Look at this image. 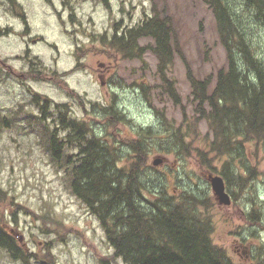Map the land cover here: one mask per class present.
<instances>
[{
  "label": "rangeland",
  "instance_id": "rangeland-1",
  "mask_svg": "<svg viewBox=\"0 0 264 264\" xmlns=\"http://www.w3.org/2000/svg\"><path fill=\"white\" fill-rule=\"evenodd\" d=\"M17 1L24 8L27 23L0 0V187L9 198L26 206L31 213L19 209L14 216L15 208L5 203L2 206L3 222L22 236L26 251L39 254L45 243L52 241V251L60 264H106L100 260L113 248L108 245L97 218L68 189L63 169L51 161L41 135L44 129L37 117L34 118L35 115L40 116V110L32 102L31 93L36 90L45 94L53 104L67 103L78 116H81V112L75 103V96L69 95L71 91L85 96L87 108L92 101L108 105L114 99L128 118L127 122L116 124L113 129L122 136L133 137L138 127L150 126L159 133L156 137L159 142L161 138H167L164 130L166 121L173 122L174 127L180 130L182 107H177L166 93V85L157 73L156 59L151 53L145 54L144 64L140 59H121L118 54L108 56L99 52L107 49L101 42V36H110L120 20V27L132 26L142 19L145 12L150 14L151 0H109L110 9L100 0H68L76 15L74 24L69 21L70 8L62 0ZM154 1L160 4L166 2L175 13L181 42L192 69L201 76L214 75L224 64L225 54L207 1ZM227 1L236 11V1ZM238 11L241 12V9ZM245 24L252 38L251 43L257 47L258 56L264 62V30L250 20ZM74 38L75 51L76 46L81 48V58L77 60L75 55V66L80 65L68 72L74 68ZM147 41L142 39L140 43ZM29 59L47 67L44 70L45 79L30 80L24 77L23 71L28 67ZM98 70H103L104 78L98 77ZM52 71L65 73L62 76L65 86L53 81ZM166 75L174 80L187 112L191 113L189 82L179 56H175ZM102 80L104 84L100 83ZM140 83H144L145 91L139 86ZM157 112H162L163 117ZM48 118L50 120L51 116ZM48 124L52 126L51 121ZM98 128L104 132L102 127ZM199 129L200 134L193 145L201 148V161L209 160L212 154H203L209 141L205 142L204 139L208 131L206 123L201 121ZM173 143L174 139L169 138L168 146ZM246 145L251 153V162L257 165V179L249 180L241 193L231 186L235 200L232 197L231 203L225 205L219 204L207 175L218 174L216 170L221 168L222 161L228 159V155L216 158L211 163L215 167L213 170L202 168L196 156L179 162L174 158L175 154L148 144V164L153 165L155 157L163 159L161 164L153 166L158 173L167 175L171 195L177 199L184 189H195L211 195V212L209 214L201 206L202 216L209 223L212 242L223 247L233 260L239 258L233 247L236 239L255 249L264 238V231L260 232L264 229V148L258 145L254 147L251 143ZM240 165L236 159L237 167L231 173L246 176L240 170ZM146 172L147 176L157 175L153 170ZM226 191L233 195L229 188ZM253 207L256 208L257 218L251 221L244 208L251 211ZM32 212L46 216V224L51 230L45 232L43 220L35 219ZM66 229L72 232L65 233ZM62 235L63 239L59 238ZM260 253L258 248L257 255ZM117 262L123 264L121 258H117ZM0 264L22 263L0 248ZM33 264L37 263L33 261Z\"/></svg>",
  "mask_w": 264,
  "mask_h": 264
},
{
  "label": "trees",
  "instance_id": "trees-1",
  "mask_svg": "<svg viewBox=\"0 0 264 264\" xmlns=\"http://www.w3.org/2000/svg\"><path fill=\"white\" fill-rule=\"evenodd\" d=\"M2 1L27 23L24 8L17 0ZM100 1L110 9L109 0ZM206 1L225 54L224 64L214 75L201 76L192 69L181 42L177 17L166 2L160 4L151 0L150 14L145 12L132 26L120 27V20L110 36H101L107 49L99 52L108 56L118 54L121 59H140L144 64L147 52L155 57L156 70L166 85V93L183 111L180 130L173 122H165L167 138L158 142L159 133L150 126L138 127L133 137L117 134L113 130L115 125L127 122L128 118L114 99L108 105L92 101L87 108L85 96L71 91L69 95L75 96L81 112L78 116L67 103L53 104L47 95L36 90L31 93L32 102L40 110V116L34 118L37 117L44 129L41 135L51 161L63 169L68 189L97 218L108 245L113 248L101 258V263L118 264L117 258H121L123 264H237L227 257L223 247L211 240L209 223L201 212L202 206L210 214L211 195L184 189L176 199L168 191L167 175L158 173L148 164V144L175 154L174 158L179 162L196 156L202 168L213 170L215 167L211 163L228 155L216 171L225 178L234 200L231 186L241 193L249 180L257 179V165L252 167L247 161L251 153L246 144L264 148V62L258 56L257 47L251 43L245 21L250 20L264 30V0H235L236 11L227 0ZM62 3L70 8L69 21L74 24L73 7L68 0H62ZM142 39L148 41L142 44ZM75 55L77 60L81 58L79 46H76ZM175 56H179L185 66L190 87L188 102L193 107L191 113L187 112L174 80L166 75ZM46 68L39 61L29 59L23 74L30 80L45 79ZM51 73L56 84L66 85L62 77L65 73ZM139 86L145 91L144 83ZM157 113L163 117L162 112ZM48 116H51L50 120ZM201 121L208 129L205 142L209 140L203 154H212L204 161L200 160L201 148L193 145L200 134ZM169 138L174 139L170 146ZM236 159L246 168V176L231 173L237 167ZM146 170H153L157 175L147 176ZM5 203L15 208L14 216L19 209L30 212L26 206L9 198L0 187V248L22 264H33V261L60 264L52 251V241L46 242L39 254L26 251L18 239L3 228L2 206ZM32 213L35 219L43 220L45 232L51 230L46 224V216ZM246 214L248 220L257 218L255 207ZM209 219L211 221V217ZM66 232L72 230L66 229ZM64 235L59 238L63 239Z\"/></svg>",
  "mask_w": 264,
  "mask_h": 264
},
{
  "label": "flooded vegetation",
  "instance_id": "flooded-vegetation-1",
  "mask_svg": "<svg viewBox=\"0 0 264 264\" xmlns=\"http://www.w3.org/2000/svg\"><path fill=\"white\" fill-rule=\"evenodd\" d=\"M73 53H74V67H75V38H74V42H73ZM103 70H98V77L100 79L104 78V74L102 72ZM247 161L250 163V165L252 167L255 166V163H252L251 162V157H249V159H247ZM241 166V165H240ZM240 170L243 171L244 173H247V170L245 167L241 166L240 167ZM211 174H208L207 175V178L209 179V176ZM214 175H220V174H214ZM222 176V175H220ZM222 178L224 179L225 181V184H226V180L225 178L222 176ZM226 189H227V186H226ZM229 193V192H228ZM230 197H231V200H232V197H233V201H234V196L231 195L229 193ZM219 202V201H218ZM220 204V202H219ZM246 213H249L250 210L244 208ZM2 226L3 228L10 234L12 235L13 237H15V234L18 233V231H16L15 229H13L12 227H9V224L5 225L4 222L2 223ZM264 231V229H261L260 232ZM16 240V239H15ZM248 247H247V246ZM233 247H234V250L235 252L238 254V259L237 260H233L232 257L229 255V253L226 251V255L227 257L234 263H237V264H264V255H263V252H264V238L262 239V242H261V245L258 246L257 248H252L251 246H249L248 244L244 243V242H239L237 239L234 241L233 243ZM260 249L261 253L259 255H257V249ZM229 251V250H228Z\"/></svg>",
  "mask_w": 264,
  "mask_h": 264
},
{
  "label": "water",
  "instance_id": "water-1",
  "mask_svg": "<svg viewBox=\"0 0 264 264\" xmlns=\"http://www.w3.org/2000/svg\"><path fill=\"white\" fill-rule=\"evenodd\" d=\"M103 83V82H102ZM163 162V159L161 157H155L152 160V164L157 166ZM209 182L211 184V188L213 190V193L216 197V199L225 205H229L231 203V197L229 193L226 191L225 188V182L222 176L220 175H210L209 176ZM16 237L19 241H22V236L18 233L16 234Z\"/></svg>",
  "mask_w": 264,
  "mask_h": 264
}]
</instances>
